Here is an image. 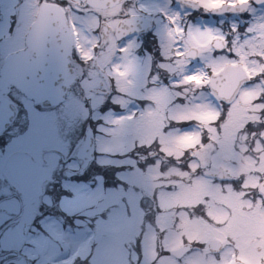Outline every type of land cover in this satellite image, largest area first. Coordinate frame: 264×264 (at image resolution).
<instances>
[{"label": "rangeland", "instance_id": "obj_1", "mask_svg": "<svg viewBox=\"0 0 264 264\" xmlns=\"http://www.w3.org/2000/svg\"><path fill=\"white\" fill-rule=\"evenodd\" d=\"M199 1L203 5L210 7L218 0ZM123 4L125 5H122V8H125L127 5L126 1ZM157 5L159 6L160 4ZM143 6L147 9H154L156 3L155 5H151L149 1H144ZM114 10H120V6ZM252 15L256 22L251 23V29H257V34L259 37L255 36V40L251 38L248 40L249 37L246 38L245 41L236 40L235 61L241 65L249 66L252 73H254L257 70L264 69V56L261 55L262 59H254V55L256 53H263L264 55V51L259 49V45L264 46V13L255 11L252 12ZM171 16H174L177 20V16L175 14ZM89 22L90 24L95 23L93 19H90ZM166 28L172 33L169 26ZM178 31L181 35L182 32L180 25L178 26ZM157 32L160 35V40L164 45L166 53H168V55L175 56L172 53L173 47L171 42L168 40L170 33L167 30H164L163 32H159V30H157ZM190 32V44L195 46L200 45L203 48V51H205L208 47L207 44L210 39L211 31L209 29H201L198 26H191ZM213 36H216V34ZM171 38H174L173 34ZM84 42L86 43L85 40ZM84 42H82L83 46H85ZM4 52L9 53L11 51H9L7 48L4 49ZM126 52H130V50L126 49ZM203 55H205V53ZM205 58L209 60V54L206 55ZM219 61H221V59ZM115 64L118 90L120 92V95L114 97V101H116L117 104H122L127 107L129 104L128 101H133L134 98H142L145 97L146 94H149L151 97H153L158 93L157 90H153V87L149 88L146 94L141 91V88L145 86L144 82L146 72L145 67H141L140 61L138 59L130 57L125 58L124 61H122L121 57L116 61ZM253 65L254 69L252 68ZM218 66L222 67L223 65L220 64ZM199 73V71L198 73L195 72L194 75H197L199 80H203L201 73L200 75ZM202 80H200V83H202ZM165 90L166 89H164L163 92ZM163 92L161 95L154 96V101H156L157 105H159L157 109H147V112L139 113L136 118L133 116L136 114L133 107H131L130 110H132L134 114L130 112L123 116H117L115 113L108 112L106 114L97 113L100 116H95L96 118L104 119L100 126H97L95 129L97 150L99 151L100 162L114 163L117 166L122 164L125 166L124 169H127L126 171H122L121 177L124 179V181L128 182L129 184H140L143 187L145 186L148 189V195H150L153 190L158 191L156 198L157 202L162 206L163 212L162 214H159L157 212L155 213L150 211L149 214L154 216L155 220L159 219L160 217L164 223V228H167V230L163 231V233H167L163 246L158 243V235L157 232L153 231L152 221H147L146 225L141 223L144 215V208L142 211L139 209L137 205V198L139 194H137L136 191H134V189H132L130 186L127 189L122 186V189H119L120 191L114 190L111 192L110 190L104 189L103 186L95 188L87 184H77L72 188L71 184H68L66 185V188L68 190L71 188L74 196H65L62 200V208L66 209L68 212L90 214L86 212L87 209L84 207L90 205L91 208V204H93L94 207L98 205L96 210L100 211L107 206L106 211L108 212L109 216L106 223L103 225V229L106 231L104 234L106 235L97 232L99 237L91 241L101 242L102 238H105L103 243H99L98 248L95 251L96 253L93 255L96 264H100V262H102L104 259L110 262L109 264H129L139 258L141 250L147 252L146 258L144 259V264H148L153 259L157 258L161 251H165L166 246L170 250L181 245V238L183 236L184 238L190 240L199 239L206 242L205 248L208 252L209 250L207 247V241H209L211 236H217L223 241L234 240L237 243V247L240 249L238 253H235L236 256L243 260L245 264H259L258 261L264 257L263 209L259 208V206H257L255 209H251V205L248 201H238L235 200L233 196L229 198L231 199L230 204L235 208V211L232 213L221 211L219 208L213 207L215 203L211 202L212 209L210 210V214H212L214 217L217 226L207 223H204V226L198 222L197 219L192 221L188 218L185 219V225L183 223L172 224L168 207L175 204L176 200L181 198V202H186L187 200H192L196 195L197 198H200L201 195L203 196V199H205L207 195H210L212 198L216 194L217 190L214 189L213 191H210V185L205 187L204 184L201 185L200 182L193 181L197 192L190 190L186 196L185 190L182 189L183 184L181 182L178 183L177 191H168L164 188V186L170 183L168 178L171 173L167 172L161 174L158 172L157 167L153 166L150 167L146 172L141 170L139 171L135 167L134 159L130 157V150L132 149V145L135 142L149 143L153 139H158L161 141L162 148L164 151H167L168 155H171V153L181 154L184 147L187 145L197 146L198 143H205L202 135L195 125V122L188 121V119H200L206 122V124L209 126L210 120L215 119L219 112L218 103L207 92L198 93L197 95H199V97L197 96L196 100L190 106L173 104L172 102L174 95H166L167 92H164V94ZM256 94V89L254 87L243 88L238 96V99H236L234 103L232 102L233 105L229 109L230 113H228V121L223 127V131L220 133L212 130L211 133L214 136L215 143L210 146V150L213 153L206 155L208 164L210 163L214 165L217 169H224L226 172L234 173L248 171L251 168V166H249L250 163L246 160L243 161L245 167L244 170H241L242 166L238 168V166L232 165V161L238 162L239 165H243V157L238 142L244 144L245 141L246 133L243 132L242 126L245 122L243 118L247 113L246 111H252L253 118L258 117L260 110L259 106L254 104L251 106L253 98ZM91 96L93 97L95 104H98L102 101V97H100V95ZM195 103L196 105L193 107ZM57 105L58 106L55 111L64 115V125L66 126L68 124L74 123L73 125L75 126V130L69 127L68 131L64 132L62 144H57L66 147V149L69 151L75 144L73 138L76 137V140L79 138V134L82 130L81 125L86 116V109L80 106L82 109L80 111L76 100L69 101L68 103L60 102ZM72 105L74 106V108H72V114L75 111H78L79 116L74 117L71 114L70 109ZM166 105H170V110L172 111L170 118L181 121L186 120L183 123L184 128L176 127L173 130H163L164 122L161 121V115L163 114L161 111L164 110ZM173 105L175 106L173 107ZM94 107L96 106L94 105ZM21 109L22 107H17V114L12 124L19 123L22 125L24 121L28 120V117L24 115L23 111L21 112ZM29 109V116L32 119L30 122L32 125L31 127L33 128L35 125H37V132L39 133V137L34 138L31 144L39 145V141L42 139L40 131L43 130V126L38 124V122L44 121L47 118L40 116L37 111L32 110L33 108L30 104ZM157 110L160 114L158 119L155 115ZM80 117L81 119H79ZM19 118L23 119L19 120ZM61 122L63 121L61 120ZM262 122L264 123V116L262 118ZM76 123H79V126H76ZM44 124L47 127V123L44 122ZM263 125L264 124H262V126ZM51 130L53 134L56 133V129L53 126H51ZM191 131H195L193 132L194 134H192ZM55 141L60 142L58 139H55ZM67 150L64 152L65 155L68 156L69 153ZM10 152L11 150H8L6 155H8ZM116 153L122 155L116 158ZM0 154L2 153L0 152ZM46 155L49 157L48 161L46 162L57 167L59 164V159L53 154V152H51L49 147L47 148ZM238 155L242 160L239 159ZM262 156V165H264V152L262 153ZM24 160H26V158L18 163L15 160H11L8 163V175L13 180H15L18 184V187L22 189L25 188L27 176L21 169H17V165L19 166V163H21L20 167L26 168L22 166V161ZM132 165L133 169L131 170L130 167ZM73 166H75L74 163L72 164V167ZM229 168L232 170L229 171ZM1 171L2 168L0 166V172ZM45 173L47 172L45 171ZM202 186L204 188L203 190ZM214 187L215 186H212V188ZM234 195L238 196V194ZM217 196L218 200L220 201L228 200V196L222 195L221 193H217ZM102 197L105 198L106 203L102 200H98ZM99 203H102L103 205L99 206ZM235 205H239V207ZM37 208L38 205L36 208L31 207L29 210L27 209L24 217L32 219L31 212H35ZM97 211L94 212L96 216L99 215V212ZM46 226L49 227L52 234L60 238L62 246L66 251L70 253L78 251L76 254H81L83 256L88 253L87 236L89 235H86L85 230L79 227L77 224H68L65 229L57 226L56 223L53 222H50L49 225L46 223L45 227ZM31 236L32 234H30L28 237L31 238ZM47 236L48 235L46 234L45 237ZM119 236H122V245L121 247L120 245L116 247L115 242H113L112 239ZM47 239L50 240V237H47ZM91 242L89 244L90 247ZM258 246L262 247L261 251L257 250ZM52 251L45 250V253L54 259H58L57 256H53L54 253ZM231 252L232 249L229 245V247L222 254V260H219L210 254L200 256L199 253L197 254L193 252L187 256L181 264H231L234 260V255L232 258H229ZM159 257L160 259L156 264H179L171 255H167L164 252H162ZM63 261L66 260L63 259ZM45 262L46 261L43 258L42 264Z\"/></svg>", "mask_w": 264, "mask_h": 264}, {"label": "flooded vegetation", "instance_id": "obj_2", "mask_svg": "<svg viewBox=\"0 0 264 264\" xmlns=\"http://www.w3.org/2000/svg\"><path fill=\"white\" fill-rule=\"evenodd\" d=\"M43 1L56 2L58 4L75 5L78 8L86 7L79 0H0V53L5 54L4 49L14 51L19 49L24 44L25 35L35 17L38 14L39 8ZM127 5L122 8L123 16L130 14L132 9L129 7L137 3L139 0H125ZM156 3V8H159L157 4L165 5L167 10L173 5V0H147ZM227 0H220V2H226ZM235 2L236 0H229ZM239 2V1H238ZM109 41H113V34H110ZM1 60L4 56L0 57ZM103 85V84H101ZM99 93V92H98ZM27 153V152H26ZM22 158L18 157L17 159ZM21 161V160H20ZM21 165V163H19ZM36 186L34 191L43 190L44 176L38 174L35 177ZM12 199L7 197L0 189V223H4L6 219H10L9 228L10 233L8 236L10 250L6 252H0V264H28L25 260L21 259L18 255H21L19 250L14 247V241L20 239L19 236L14 235V216ZM6 217V218H5ZM0 243L5 246V240L2 238ZM35 264H40L36 261Z\"/></svg>", "mask_w": 264, "mask_h": 264}, {"label": "water", "instance_id": "obj_3", "mask_svg": "<svg viewBox=\"0 0 264 264\" xmlns=\"http://www.w3.org/2000/svg\"><path fill=\"white\" fill-rule=\"evenodd\" d=\"M85 1H89L90 4L94 7H101V8H105V7H110L113 6L115 4H117L118 2H120L121 0H85ZM58 22V27L56 26V22L54 20L51 21V23L53 24L52 28H48L46 29V31L44 33H42V37L45 39L49 40V45L51 46L52 49L47 48V47H43L38 51V54L42 56V61H37L34 66V68H38L39 70H41V63L43 61H45V55L46 53H51L54 56H57L58 53L56 52V50L60 51L61 47H63V52L65 53H69L71 50V35L69 32V29L66 25L65 19L63 17L57 19ZM41 58H39L40 60ZM15 61H17V58L14 59ZM22 64L26 65L27 62V58L26 55H23L21 60H20ZM56 67L59 71V74L62 73L60 71V67L58 65V63L56 64ZM63 67V66H62ZM43 73L46 76H49V72L47 70H44ZM69 76L70 79L73 80L75 78V74H73V72H69ZM11 79L13 80V75L10 76ZM22 83V82H21ZM7 85L8 83H6L5 81L0 83V100H2L3 102H8V98L6 93L9 91V89L7 90ZM67 91L62 92V94H60L59 99H63L65 94ZM68 93V92H67ZM32 96V95H30ZM43 99L47 98L46 96L42 97ZM39 97L36 99V101H39ZM1 130V128H0ZM91 137V134H87L86 137V141Z\"/></svg>", "mask_w": 264, "mask_h": 264}, {"label": "snow or ice", "instance_id": "obj_4", "mask_svg": "<svg viewBox=\"0 0 264 264\" xmlns=\"http://www.w3.org/2000/svg\"><path fill=\"white\" fill-rule=\"evenodd\" d=\"M28 163H29L28 160H24V161H22V166L23 167H27L28 166Z\"/></svg>", "mask_w": 264, "mask_h": 264}, {"label": "bare ground", "instance_id": "obj_5", "mask_svg": "<svg viewBox=\"0 0 264 264\" xmlns=\"http://www.w3.org/2000/svg\"><path fill=\"white\" fill-rule=\"evenodd\" d=\"M34 135L30 136V137H33Z\"/></svg>", "mask_w": 264, "mask_h": 264}]
</instances>
